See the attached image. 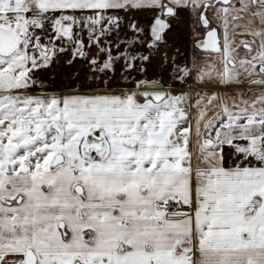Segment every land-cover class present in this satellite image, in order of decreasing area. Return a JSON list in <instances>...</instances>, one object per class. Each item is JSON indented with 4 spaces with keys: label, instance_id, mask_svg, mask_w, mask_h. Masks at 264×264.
I'll return each instance as SVG.
<instances>
[{
    "label": "snow or ice",
    "instance_id": "snow-or-ice-1",
    "mask_svg": "<svg viewBox=\"0 0 264 264\" xmlns=\"http://www.w3.org/2000/svg\"><path fill=\"white\" fill-rule=\"evenodd\" d=\"M0 264H264V0H0Z\"/></svg>",
    "mask_w": 264,
    "mask_h": 264
}]
</instances>
